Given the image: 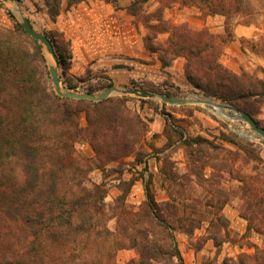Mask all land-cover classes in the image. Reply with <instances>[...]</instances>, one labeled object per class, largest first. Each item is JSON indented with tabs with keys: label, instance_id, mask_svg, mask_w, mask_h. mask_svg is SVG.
Instances as JSON below:
<instances>
[{
	"label": "trees",
	"instance_id": "trees-1",
	"mask_svg": "<svg viewBox=\"0 0 264 264\" xmlns=\"http://www.w3.org/2000/svg\"><path fill=\"white\" fill-rule=\"evenodd\" d=\"M88 0H44L45 13L55 22L64 2L67 10ZM119 8L120 0H101ZM152 0H133L128 13L142 17L143 6ZM158 8L149 25L145 47L158 53L162 68L171 67L178 57H185L188 81L206 97L220 100L246 111L255 119L264 105V79L248 72L235 74L220 63L221 45L232 40L227 22V38L206 31L193 32L186 26L169 27L162 7L174 3L183 7L196 6L203 16L220 15L227 21L244 11L246 0H156ZM11 18L13 16L8 13ZM170 34L166 42L155 41L158 31ZM61 72L62 83L78 92V86L68 78L71 70L72 45L57 31L47 33ZM89 87L84 93L95 94L114 86L111 79ZM173 96L171 94H166ZM125 96L110 97L101 102L74 100L57 95L44 47L25 28L0 25V264H119L121 250L136 249L138 261L129 264H185L176 240V233L193 235L204 220L213 223L229 204V194L218 199L214 176L228 170V162L237 161L241 154L262 163V151L234 132L220 131V137L209 139L187 135L168 123L164 135L168 146L181 142L186 152L184 178L195 179L207 193L206 201L196 199L203 209L197 215L180 207L184 182L170 156L160 159V182L168 185L169 200L159 202L154 176L148 172L149 150L146 135L149 127L128 105ZM85 116L87 127L81 126ZM257 124L260 123L255 119ZM220 140L221 142H219ZM86 142L95 156L82 155L77 144ZM233 146L235 150L229 148ZM160 152H163L160 151ZM128 165H145L139 177L120 176V195L114 204L106 202L109 190L103 184L91 183L90 175L97 169L121 173ZM212 170L207 177L206 169ZM226 171L233 175V172ZM241 185L240 215L248 222V232H264V175H242L235 178ZM142 180L145 201L138 209L127 205V199ZM206 183V186H205ZM205 186V187H204ZM178 188V193L174 188ZM178 200H181L180 202ZM205 202V203H204ZM115 220V228L110 227ZM221 227L226 220L217 217ZM215 247L222 243L210 235ZM254 255L242 254L238 264H264V249ZM228 264V261L225 262Z\"/></svg>",
	"mask_w": 264,
	"mask_h": 264
},
{
	"label": "rangeland",
	"instance_id": "rangeland-1",
	"mask_svg": "<svg viewBox=\"0 0 264 264\" xmlns=\"http://www.w3.org/2000/svg\"><path fill=\"white\" fill-rule=\"evenodd\" d=\"M132 2L133 0H120L119 8L116 9L105 1L88 0L70 10H67L66 2H64L61 15L53 22L45 13L44 0H16V3L0 0V25L14 28L16 22L22 25V17H26L38 32L46 35L57 31L69 40L72 45L73 59L68 78L78 86L76 93L83 94L89 87L108 83L109 78L114 83L112 88L133 89L156 95L155 98L146 99L131 94H114L111 97H128L130 109L137 113L149 127L146 141L148 145H153L157 152L147 147L151 156L146 158L148 172L144 177L147 180L149 174L154 176L159 202L169 200L168 185L163 187L159 176L162 166L160 159L164 156L171 157L180 171L181 180H185L184 192L180 195L181 200L184 201L180 203V207L183 208L182 205H185L187 213L197 215L196 212L201 211L203 205L195 202L196 199L202 201L207 199L203 198L207 196V193L195 179L191 178L190 181L184 178L187 171V159L181 142L177 141L172 146H168V140L164 135L167 118L168 123L171 122L175 129L183 132L185 136L201 135L209 139H219L220 131H226L225 128H227L226 132H234L255 143L261 149L262 163L254 162L241 154L237 161L228 162V170L231 169L233 175L228 174L226 172L228 170L214 172L213 180L215 188L219 191L218 199L229 194V204L222 211L214 209L217 215L213 223L204 220L200 228L190 236L181 232L176 233V240L185 264H225L227 261L228 264H238L240 255L256 253V249L251 247L252 244L264 249V232L249 233L248 222L240 215L242 202L239 187L241 184L235 179L242 175H264V142L248 124L221 117L214 106L207 104L176 106L164 103L158 98V96H167L179 100H207L219 105H228L220 100L206 97L188 81L185 57H178L169 68H162L159 54L151 53L145 47V39L150 34L149 25L157 24L152 14L161 6L158 1L152 0L143 6L142 17L136 18L128 13V7ZM161 10L169 27L186 26L193 32L206 31L215 35L218 41L227 38L228 22L229 31L234 38L226 45L220 46V63L238 75L243 72L258 78L264 75L260 59L264 57V0H246L244 11L239 15H233L228 21L226 17L220 15L203 16L198 7H183L179 3H174L168 8L162 7ZM8 13H11L13 18ZM239 24L255 25L262 31L258 32L261 36L258 39L243 38L237 41L235 30ZM154 37H157L155 41L163 43L169 39L170 34L159 30ZM45 55L49 66L55 65L53 58L46 51ZM59 75L61 79L60 70ZM62 85L66 87L63 83ZM109 89L95 94H101ZM227 113L233 114L230 110ZM255 119L264 128V105L255 114ZM81 126L87 127L84 115L81 118ZM228 147L235 150L233 146ZM77 149L87 158L95 156L92 148L84 141L77 144ZM162 150L163 152H160ZM125 161L127 164L121 167L124 170L123 176L118 172H108L116 168L117 164L109 165L106 172L97 169L90 175L91 183L103 184L109 190L106 200L109 206L113 205L120 195L118 189L120 176L126 180L133 176L139 177V173L145 169L143 164L136 168L128 165L134 161V157H129ZM212 173L211 169H206L207 177H210ZM174 190L178 193L177 187ZM144 201V184L140 180L133 187L127 199V205L136 210ZM217 217L224 218L227 227L220 228L222 223L217 220ZM110 227L115 228V220L111 221ZM210 235L219 238L222 243L220 248L215 247L214 242L209 239ZM138 260L139 254L136 249L121 250L117 254L119 264H129Z\"/></svg>",
	"mask_w": 264,
	"mask_h": 264
},
{
	"label": "water",
	"instance_id": "water-1",
	"mask_svg": "<svg viewBox=\"0 0 264 264\" xmlns=\"http://www.w3.org/2000/svg\"><path fill=\"white\" fill-rule=\"evenodd\" d=\"M12 3H16V0H9ZM22 25L25 28V30L31 35L33 38L38 40L40 44L44 47V50L53 58L55 65H50V72L52 77V83L53 87L57 93V95L63 97V98H69L74 100H89L93 102H101L104 101L114 94H131L135 95L137 97L146 99V98H155L156 95L153 93L145 92V91H138V90H122L119 88H110L109 90L101 93V94H89V93H76L66 87H63L60 75H59V66L57 62V57L53 48V45L49 38L43 34L38 32L33 28L30 21L26 17H22ZM159 99H161L162 102L168 103L170 105H176V106H185V105H192V104H202V100H179V99H173L167 96H158ZM208 105L217 107L215 103L212 101L206 102ZM222 107L230 110L233 112V114H226V117L231 120L236 121H242L250 126V128L263 140L264 142V128L260 127L255 119L249 115L246 111L240 110L236 107L230 106V105H221ZM219 107V106H218ZM219 114V113H218ZM220 115V114H219Z\"/></svg>",
	"mask_w": 264,
	"mask_h": 264
},
{
	"label": "crops",
	"instance_id": "crops-1",
	"mask_svg": "<svg viewBox=\"0 0 264 264\" xmlns=\"http://www.w3.org/2000/svg\"><path fill=\"white\" fill-rule=\"evenodd\" d=\"M258 32H262L258 27L255 25L246 26L244 24H239L235 30V38L237 41H240L243 38H253L258 39L261 35ZM261 66L264 68V57H261ZM259 78H264L263 76H259Z\"/></svg>",
	"mask_w": 264,
	"mask_h": 264
},
{
	"label": "bare ground",
	"instance_id": "bare-ground-1",
	"mask_svg": "<svg viewBox=\"0 0 264 264\" xmlns=\"http://www.w3.org/2000/svg\"><path fill=\"white\" fill-rule=\"evenodd\" d=\"M202 101H203L202 104H207V103H206L207 100H202ZM207 105H208V104H207ZM216 105H217V107H214V108H215L217 114L219 113L220 116L223 117V118L226 117V114H228V113H227L228 109L222 107V106L219 105V104H216ZM218 106H219V107H218Z\"/></svg>",
	"mask_w": 264,
	"mask_h": 264
}]
</instances>
